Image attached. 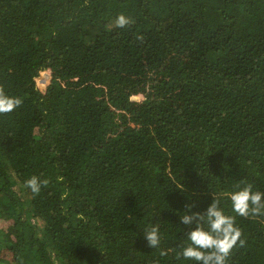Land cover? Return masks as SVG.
<instances>
[{"label":"trees","instance_id":"1","mask_svg":"<svg viewBox=\"0 0 264 264\" xmlns=\"http://www.w3.org/2000/svg\"><path fill=\"white\" fill-rule=\"evenodd\" d=\"M0 90V264H193L180 216L213 197L227 264H264L225 195L264 191V0H0Z\"/></svg>","mask_w":264,"mask_h":264},{"label":"clouds","instance_id":"2","mask_svg":"<svg viewBox=\"0 0 264 264\" xmlns=\"http://www.w3.org/2000/svg\"><path fill=\"white\" fill-rule=\"evenodd\" d=\"M131 22V18L123 13L115 19L117 27H124ZM21 103V98L0 90V113H10ZM62 179L63 177H57V180ZM24 183L33 194H38L48 180L33 175ZM225 195L231 211L236 216L264 215V191L254 189L251 183L242 187L236 185L234 190ZM184 209L187 211L180 216L181 223L192 227L187 232L184 246L177 255L186 261H192L193 264H227V257L237 243L244 244V240L241 239L242 231L236 224L235 216L228 214L220 200L215 197L206 205L203 212H193L190 204ZM161 236L158 224L148 225L143 230V239L149 248L158 246Z\"/></svg>","mask_w":264,"mask_h":264},{"label":"water","instance_id":"3","mask_svg":"<svg viewBox=\"0 0 264 264\" xmlns=\"http://www.w3.org/2000/svg\"><path fill=\"white\" fill-rule=\"evenodd\" d=\"M42 74L45 75L46 78L50 77V74L46 71H43ZM38 89L42 92H46L45 90H47L46 85H45V90H44V87L41 86L40 82L38 83ZM47 97H50L49 93H47Z\"/></svg>","mask_w":264,"mask_h":264},{"label":"rangeland","instance_id":"4","mask_svg":"<svg viewBox=\"0 0 264 264\" xmlns=\"http://www.w3.org/2000/svg\"><path fill=\"white\" fill-rule=\"evenodd\" d=\"M47 72V71H46ZM49 73V72H48ZM50 74V73H49ZM41 76H42V74H41ZM41 76H39V77H37V80H36V82H37V86H38V83L40 82V80L38 79V78H40ZM49 79V78H48ZM133 98H138V96H134Z\"/></svg>","mask_w":264,"mask_h":264}]
</instances>
